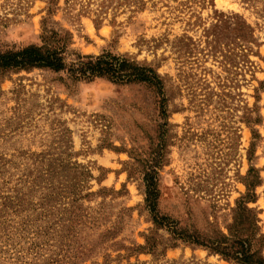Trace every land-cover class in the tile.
Wrapping results in <instances>:
<instances>
[{"label":"rangeland","instance_id":"rangeland-1","mask_svg":"<svg viewBox=\"0 0 264 264\" xmlns=\"http://www.w3.org/2000/svg\"><path fill=\"white\" fill-rule=\"evenodd\" d=\"M44 32L162 89L0 72V264H239L209 247L242 236L264 258V0H0V50Z\"/></svg>","mask_w":264,"mask_h":264},{"label":"trees","instance_id":"trees-1","mask_svg":"<svg viewBox=\"0 0 264 264\" xmlns=\"http://www.w3.org/2000/svg\"><path fill=\"white\" fill-rule=\"evenodd\" d=\"M32 69H46L55 73H64L73 81L91 82L103 78L115 83H144L157 90L162 89V83L152 69L140 66L125 56L109 52H103L95 56L80 55L70 50L66 41L53 32H44L38 45H29L16 50L12 48L0 50V72L29 71ZM154 174L155 171H152L145 180L146 204L152 214L155 212L157 198ZM251 186L248 184L249 188ZM252 197L254 195L248 193L239 199L238 208L240 209L245 204L244 201H248ZM240 210L249 212L243 209ZM154 219L157 222L156 213H154ZM244 223V225H248L249 221L245 220ZM236 238L238 239L234 241L238 248L236 250L231 244L230 247L225 246V248H222L221 246L227 243V239L224 238L223 241L212 242L209 249L226 258L236 260L239 264H264V258L258 256L257 252L251 251L252 244L247 237ZM228 248L229 251L233 250L230 252L231 254L224 252Z\"/></svg>","mask_w":264,"mask_h":264}]
</instances>
